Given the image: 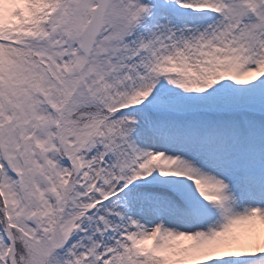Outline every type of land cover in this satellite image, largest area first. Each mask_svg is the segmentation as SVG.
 Segmentation results:
<instances>
[{
    "label": "snow or ice",
    "instance_id": "6c2138e0",
    "mask_svg": "<svg viewBox=\"0 0 264 264\" xmlns=\"http://www.w3.org/2000/svg\"><path fill=\"white\" fill-rule=\"evenodd\" d=\"M0 264H264V0H0Z\"/></svg>",
    "mask_w": 264,
    "mask_h": 264
}]
</instances>
